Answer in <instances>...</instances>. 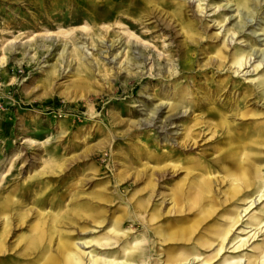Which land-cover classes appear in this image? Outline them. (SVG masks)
Instances as JSON below:
<instances>
[{"label": "rangeland", "instance_id": "1", "mask_svg": "<svg viewBox=\"0 0 264 264\" xmlns=\"http://www.w3.org/2000/svg\"><path fill=\"white\" fill-rule=\"evenodd\" d=\"M244 3L0 0V204L6 195L22 200L25 194L34 199L35 194L44 197L47 193L45 202L55 206L46 205L42 214L71 210L69 195L77 193L78 182L85 177L92 180L82 187L83 195L106 185L108 193L117 198L111 207H92V214L113 211L124 207V202L129 205L131 195L146 186L147 181L133 179L135 171L166 168L175 172L169 181H151L159 185V192L184 180L185 171L176 165L202 151L192 143L186 142L184 150L178 144L186 141L197 122L208 123L212 129L219 112L232 126L206 152L225 147L219 146L225 135L247 143L257 138L255 132L246 139L249 130L264 123V62L255 57L247 62L250 57L246 54L248 49L264 48V0H248L246 8ZM236 22L245 26L235 27ZM189 25L194 32L188 35ZM130 48L142 51V57L131 60ZM217 49L224 57L220 68L214 60ZM241 56L246 57V65L239 67ZM157 109L161 110L153 118ZM146 117L154 119L152 124H147ZM208 133L205 129L204 134ZM260 146H264L262 142ZM262 147V161L250 162L259 171L248 178L249 188L243 187L230 201L229 181L220 184L219 193L212 196L216 202L212 214L197 224L189 242L160 244L158 236L143 232L141 221L131 227L120 210V230L129 227L131 237H138L143 248V255L138 253L130 263L222 264L228 257L226 264H246L247 256L256 255L264 241ZM224 165L213 166L224 176L219 171ZM39 187L42 190L37 193ZM154 198L152 206L164 212L170 208L168 196ZM58 201L60 207H56ZM32 206L24 201L18 213L12 209L0 213V221ZM105 215L92 222H69L74 227L59 230L71 235L70 241L84 244L82 254L88 250L93 255L94 241L106 236L109 219ZM37 220L33 216L29 224ZM3 232L0 226V234ZM27 234L20 228L7 238L18 242ZM125 240L121 232L112 236L115 244L107 249V256L117 257ZM152 243L154 250L150 249ZM193 257L197 260L188 262ZM258 263L264 264V260Z\"/></svg>", "mask_w": 264, "mask_h": 264}, {"label": "bare ground", "instance_id": "2", "mask_svg": "<svg viewBox=\"0 0 264 264\" xmlns=\"http://www.w3.org/2000/svg\"><path fill=\"white\" fill-rule=\"evenodd\" d=\"M247 1L248 0H245V3L242 5L243 8H246ZM224 8L229 7L225 6ZM176 22L178 23V21ZM234 26L241 28L244 27L245 24L236 22ZM193 30V27L189 25L187 28V34H192V32H194ZM184 33L186 35V31ZM231 39L232 38H229V42ZM119 48H122V45H120ZM125 48L126 45L124 46V49ZM128 53L130 54L131 60H139L140 57H142V51L136 48L128 49ZM248 55L250 58L247 62L250 61L251 57L257 58L259 63L264 62V48L260 51L248 49L246 57ZM214 56L217 67H222L224 63L222 50L217 49ZM241 57L239 60V67L246 65V57ZM159 106H162V104L158 105V107ZM158 110L161 109H157L153 112V118L154 115L158 113ZM183 114H185V112L181 115ZM206 115L207 117H213L216 119L213 115L207 113ZM178 116L179 114L171 116L170 121H174ZM240 116L242 118L245 117L244 113H241ZM146 118L147 120H145L147 124H152L154 121L151 117ZM217 118V123L213 125L212 129L208 128L210 126L208 123L201 124L197 122L195 128H192L191 132L185 136L186 141H183L181 145L178 144L179 148L184 150L187 148L186 142L192 143L193 146L197 147L198 151L202 152L197 154V157H187L184 159L185 161H180L176 165L185 171L184 180L177 186L172 187V189L163 187V191L159 192L161 189L159 185L151 183V181L165 182L171 180L176 173H171L168 171L169 169L166 168L154 171H149L147 168H144L143 170L135 171L133 173V179L135 181H147L146 186L140 188L131 195V198L128 200L129 205L124 202V207L120 205L116 210L104 211L107 214V216L105 215V218L109 219L108 227L105 231L106 236L101 241H94L97 248H94L93 246L94 249H91L94 253L93 255L88 253V250L86 255L82 254L81 250L83 251L84 244L70 241L73 237L69 234H63L59 229L62 227H74L70 226L69 222L74 223L81 219L89 220L88 222H90L92 218L100 219V216L103 215L104 212H96L95 214H92L91 210L93 209L91 208L98 206H102L103 208L111 207L112 202L117 199L116 196H113L114 193H108L109 188L106 185H101L97 190L91 191L89 193L90 195H83L84 190H82V187L87 186L92 178L85 179V177H82L78 182L80 188H78L77 193L74 192L72 195H69L72 199V202L70 201V204L72 205L71 210L69 208L66 211L60 210L61 212L58 211L54 215L41 213V209H44L46 205H48L49 208H54L55 206L52 205L53 203L45 202L47 193L44 197L35 194L34 196H36V198L34 199L32 196H27V194H25L22 196V200L11 197L12 195L4 196L3 202L5 204H0V213L11 211V209L18 213L24 201H28V203H31L33 206L20 215L14 214L8 218L4 217L0 221V226L4 229V232L0 234V264H132L130 261L134 260L137 256L143 255L141 250L143 248L139 245L137 240L138 237L137 239L131 237V230L129 227L127 230H120V210L123 211L121 214L124 215V221L130 224L131 227L141 221L144 229L143 232L145 234H151L150 236L153 237L158 236L160 244L163 241L189 242L191 235L197 230L199 223L205 221L207 217L212 214L213 205H216L212 196L214 193H219L220 184L224 183L226 180L229 181L227 196L228 199L232 201L236 196L241 194L243 187L249 188L250 182L248 181V178L253 177V174L256 171H259V169L254 168L250 162L260 163L263 159L259 156V153H262V146H260L261 142L264 145V141L262 140L264 137V127H259L264 126V123L257 124L253 129L248 131L246 139L250 137L252 133L254 134L255 132H258L257 138L250 140L249 143L245 142L246 140L243 138H238V136L229 137L225 135V137L222 138L225 142L222 141L219 145H224L225 147H217L216 149H213L214 151L206 152V150H208L213 144L219 142L221 139L219 136H221L223 130L227 133L232 128L226 119L222 118V114L219 112ZM205 129L210 130V134H204ZM162 130H164V127H162ZM207 135H209V138H206ZM234 142H237L238 145H233L232 143ZM204 151L206 153H204ZM239 156H241L240 160ZM146 158L149 159L148 155ZM218 162L225 164L223 168L219 170L221 173H226L224 176L213 166ZM7 176L6 178H3L7 179ZM41 190L42 187H39L36 192L38 193ZM164 190H167V194ZM158 195L162 197L168 196L167 204L170 205V208L165 212L161 207H157L156 205L152 206L155 203L154 197ZM8 202H11L12 207L6 206ZM58 203H56V207H60V203ZM185 212L190 215H187L184 218L179 216ZM33 216L38 217V220L35 224L30 225L29 223ZM65 219H67L68 222L65 223ZM166 219L170 220L162 225V221H166ZM81 223L83 224V222ZM20 228L26 229L28 232L27 236L21 238L18 242L10 241V238H7V234ZM120 232L123 233L124 238H127L128 240H125L126 242L124 241V245L120 248L117 257L110 258L107 256L106 251L111 244H115L114 242H111L112 236H118ZM85 234L87 233L85 232ZM154 245V243L150 245L151 250L155 249L156 245ZM257 250L258 249L255 248V251ZM136 251L139 252L136 253ZM138 253H140V255H138ZM84 256L85 258H83ZM175 259L177 260L178 257H174L173 260ZM229 259L230 258L228 257L225 258L223 262L221 261L222 264H226L230 261ZM262 259L264 260V241L262 242L261 250L256 255L247 256L246 264H259L258 260ZM196 260L197 257H193L189 259L188 262L194 263Z\"/></svg>", "mask_w": 264, "mask_h": 264}]
</instances>
